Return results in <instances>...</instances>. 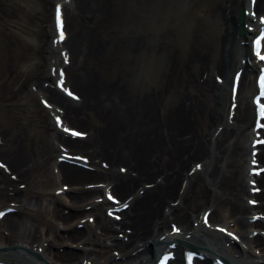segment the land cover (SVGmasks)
Returning <instances> with one entry per match:
<instances>
[{"label": "bare ground", "instance_id": "6f19581e", "mask_svg": "<svg viewBox=\"0 0 264 264\" xmlns=\"http://www.w3.org/2000/svg\"><path fill=\"white\" fill-rule=\"evenodd\" d=\"M99 3L71 0L72 8L64 6L66 32L67 26L75 29L78 22L99 21L104 13ZM248 5L249 0H208L204 12L216 32L217 53L199 36L182 61L173 49L159 46V52L166 51L168 65L162 84L156 87L134 88L129 82L131 70L149 51L143 37L125 34L100 40L91 26L82 44L75 36L67 38L62 50L67 51L71 65L63 68L78 100L42 83L35 88L49 99L63 126L79 127L87 136L76 140L55 130L50 142L44 139L34 149L28 148V138L21 132L6 141L3 138L0 157L10 174L0 169V209L15 207L17 214L30 210L23 205V191L17 186L30 183L32 173L41 163H50L57 151L59 157L63 152L85 157L95 169L88 171L73 159L69 161L75 165L52 163L56 173L45 175V184L49 188L60 183L57 189L69 185L68 193L62 194L65 198L48 200L43 216L23 226L16 213L5 216L0 247H27L42 255L46 264H151L154 253L174 240H186L209 255L196 264H210L214 254L231 264H264V173L256 178L261 191L255 196L250 195L247 181L254 112L248 94L256 89L252 76L258 66L254 58L247 66L241 63L252 50L241 46L242 40L249 41L248 30L244 38L236 37L238 9L249 10ZM253 10L256 17L264 14V0H256ZM245 20L259 28L250 15ZM110 47L113 56L124 61L114 78L105 74V67L113 63L107 56ZM47 50L53 58L56 50L51 46ZM56 65L62 61L56 59L52 66ZM241 68L237 106L229 118L227 87ZM259 150L258 160L264 167V145ZM111 193L118 203L95 202L98 195ZM249 199L259 201L258 207H251ZM37 201L36 196L32 203ZM121 205L127 206L120 220L102 212ZM206 212L210 228L202 224ZM258 214L263 217L251 221ZM90 217L95 219L93 225L82 223ZM217 226L233 232L239 245L218 234ZM173 227L179 233L170 236ZM172 245L171 264H183V248ZM2 260L44 264L18 250H0Z\"/></svg>", "mask_w": 264, "mask_h": 264}, {"label": "rangeland", "instance_id": "374dc122", "mask_svg": "<svg viewBox=\"0 0 264 264\" xmlns=\"http://www.w3.org/2000/svg\"><path fill=\"white\" fill-rule=\"evenodd\" d=\"M54 2L0 0V137L6 141L11 135L21 132L28 138L30 149L44 139L50 142L56 130L51 113L42 108L40 96L31 89L39 83L54 87L49 67L51 59L60 60L59 50L54 49L53 58L47 50L53 41ZM207 4L208 0H100L99 8L104 13L100 14L99 21H93L92 25L87 23L88 20L78 22L75 29L67 26V34L68 38L75 36L79 39L78 44H82L84 37L88 36L91 26L96 28V36L100 40L109 41L125 34L143 37L149 51L131 70L129 82L134 88L156 87L162 84L163 71L168 65L166 51L159 52V46L173 49L182 61L199 36L200 42L210 43L213 52L217 53L216 32L204 12ZM109 50L107 56L113 63L105 67V74L114 78L124 61L123 57L113 56L112 47ZM228 103L229 100L226 105ZM58 153L54 154L55 158ZM55 158L50 163H41L32 173L30 183L17 186L23 187V205L30 209L24 214L16 213V217L21 218V226L40 219L47 201L58 197L53 193L61 184L49 188L45 184V175L53 173ZM36 196L37 203H32ZM62 197L65 198V195ZM34 211L36 213L31 215ZM220 218H223V213ZM83 220L87 221V218ZM5 223L6 220L0 222V241L6 233Z\"/></svg>", "mask_w": 264, "mask_h": 264}, {"label": "snow or ice", "instance_id": "6c2138e0", "mask_svg": "<svg viewBox=\"0 0 264 264\" xmlns=\"http://www.w3.org/2000/svg\"><path fill=\"white\" fill-rule=\"evenodd\" d=\"M261 40H264V35H262L260 37V39L257 41V54L258 55L260 54V47H261L260 41ZM261 59H264V56H261ZM261 115L264 116V105H261ZM77 134L79 135V133H77ZM253 203H255V201ZM0 215H2V214H0ZM177 231H179V229H177ZM189 258L191 259V257H189Z\"/></svg>", "mask_w": 264, "mask_h": 264}, {"label": "water", "instance_id": "95a60500", "mask_svg": "<svg viewBox=\"0 0 264 264\" xmlns=\"http://www.w3.org/2000/svg\"><path fill=\"white\" fill-rule=\"evenodd\" d=\"M243 16H244V10H243V8H240V17H239V20H240V26L241 27H243V24L245 22Z\"/></svg>", "mask_w": 264, "mask_h": 264}]
</instances>
